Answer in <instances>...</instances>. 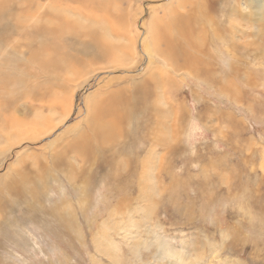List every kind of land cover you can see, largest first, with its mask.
<instances>
[{
    "label": "rangeland",
    "instance_id": "rangeland-1",
    "mask_svg": "<svg viewBox=\"0 0 264 264\" xmlns=\"http://www.w3.org/2000/svg\"><path fill=\"white\" fill-rule=\"evenodd\" d=\"M0 1V12L11 14L22 7L20 10L39 20L48 17L50 4V8L59 6L69 12L75 7L71 0ZM114 1L107 0L116 11L108 10L112 17L105 24L122 41L129 39L133 43L128 46L130 58L121 67L112 69L105 63L109 57H101L104 62L79 54L77 58L82 62L84 59L86 66V80L80 69L78 87L74 88L60 77L43 73L41 63L22 62L31 74L28 83L3 91L6 102L0 108V127L5 125L9 132L13 119L6 117L10 113L15 115L14 120L34 126L28 133H16L19 138L32 139L20 144H15L17 136L2 132L0 137L5 141L1 148L7 152L5 158H0V177L18 155H28L36 165L45 163L44 173L27 167L24 173L13 169L15 175L43 177L46 187L40 194L31 187L36 195L31 201L28 190L13 198L0 184V264H161L165 260L161 246L177 252H183V248L187 254L198 251L200 255L205 250L199 264H264V174L258 169L264 164V14L252 16L259 18V24L246 37L243 28L236 31L229 18L236 4L240 10L247 8L245 0H202L203 6L197 8L206 18L194 20L196 26L187 38L193 41L187 48L199 46L197 57H166L171 54L164 46L168 37L158 38L163 43L147 50H160V56L165 57L154 58L152 66L156 71H150L146 70L150 66L147 50L141 45L144 40L152 42L145 37L149 25L153 29L149 31L155 32L151 20L166 18L175 0ZM223 2L226 3L219 4ZM77 9L82 15L86 12L84 8ZM119 24L123 28L119 29ZM1 25L5 31V24L0 22ZM35 27L30 35V28L23 30L21 37L9 33L4 45L25 52L31 40L38 41L41 26ZM68 54L74 53L69 50ZM4 55L0 57V63L5 60L0 64V76L9 79L16 57ZM189 65L192 71L196 68V76L203 78L201 83L188 75ZM160 68L166 76L171 75V83L162 84V94L157 95L165 106L160 107L164 118L159 123L163 126L157 129L158 141L153 144L157 128L151 103L154 94L145 73H159ZM132 78L144 79L148 84L141 86L145 87L141 91V87L132 86ZM107 79L112 83L106 94L101 86ZM50 95L55 96L52 103ZM89 97L99 98L95 105L102 103L109 109L111 99H122L116 109L123 115L122 121L116 118L119 125L112 124L111 128L120 139L117 144L94 146L90 153H81L71 147L72 137L79 132L90 136L85 120L94 100L88 102ZM111 111H106L105 121L114 117ZM41 121L45 123H38ZM72 166L82 169L75 170L73 173L78 175L69 178L68 168ZM144 212L153 213L151 222H142L149 220ZM102 222L112 230L96 241ZM116 224L119 225L114 228ZM108 243L116 244L117 250L110 249ZM211 245L217 246L214 251Z\"/></svg>",
    "mask_w": 264,
    "mask_h": 264
},
{
    "label": "bare ground",
    "instance_id": "bare-ground-1",
    "mask_svg": "<svg viewBox=\"0 0 264 264\" xmlns=\"http://www.w3.org/2000/svg\"><path fill=\"white\" fill-rule=\"evenodd\" d=\"M71 1H72L71 3H73V6H75L74 8H72V9H74L72 12L64 10L65 8L60 9L59 6H58L59 9L56 7L50 8L51 4L49 5L48 9L46 6L45 9H47V11H48V13H47L48 17L46 19H43V20H39L38 19L39 17L37 18V16H35V15L34 16L27 15L26 12L24 13V11L20 10L22 7L16 11V9H15L16 6H15L14 7L15 12L11 13V14H9V12L7 14V12H5L4 10H2L3 12H0V22H3L5 24L4 25L5 31L0 28L1 29L0 30V45H2V48H3V49L0 48V51L3 53V54H0V57H5L4 53L13 56V58L16 57L13 61V67H11V71H10L11 77L9 79H7V77H5V76H0V108H2V107L4 108L3 103L6 102L3 100V91L7 87H11V86L18 87V88L19 87H25L29 81V78L31 77V74L29 75L26 72L24 65H22V62L28 63L29 61L35 60L38 63H41L43 65V67H42L43 73L51 74L55 77H60V78H62L61 81H65V83L66 82L72 83V85H73L72 87L77 88L78 87L77 81L80 79V77H79V70L80 69L83 70V73H84L83 76L84 77L83 76L82 77L85 78L84 81L86 80L85 71H84V69L86 70V66L84 64V59L82 62L79 58H77L78 57L77 55L80 54V55L85 56L87 58L92 57L98 61L103 60V58H101V57H109L110 58L109 60H107L106 62H105V60H103V61L105 63H107L112 69H117V68L121 67L123 65V63L130 58L127 55V53L129 52L128 46H133V43H131V41H129V39L122 41L120 38L115 36L114 32H110V29L105 24L107 22V18L110 19L112 17L108 13V10L114 8V7L112 8V6H111L113 4L108 5L107 0H103V1H99V0H88L87 1L86 0L87 2H85L83 0V3L79 2L80 0L79 1L71 0ZM245 1L247 2V4L245 2L246 6L248 5L247 8H245V9L242 8L240 10L236 4L235 7L231 9L229 18H230V20H232L233 23L232 22L231 23L234 24L233 26H235L236 31H237V29H239L238 27H240V28L242 27L245 34H246V37H249L251 29L257 27L259 24V18L257 20H255L252 18V16L256 13L264 14V1L263 0H262V2L259 0H245ZM174 3H175V6L173 5L172 10H171V6H170L171 3L167 5L168 7L170 6V8L168 9L169 11L167 12L166 18L158 17V18H154L151 20V24H155L154 30L158 34H154L155 32L153 33V31H149V30H153L152 27L149 25L147 32L145 34V37H147V40H148V38H150V40L152 42L151 43L148 41L145 42V40H144V42L141 45V49L147 50L151 47H159V44L161 45V43H163V42H161V43H160V41L158 42V38L163 39L165 37H168L165 39L167 41H166V43H164V46H166L167 49L171 50V52H170L171 54L166 55V57H169V55L171 57H181L178 55H183L184 57H197L196 55H198V50H199L198 47L199 46L198 47L197 46L192 47L191 49L187 48V46L193 45L192 39L189 41L187 38L189 36H191L190 31L196 26V24L194 23V20H204L206 18L200 12V10L197 8L200 5L203 6V1L202 0H179V1L175 0ZM224 3H226V2L219 3V4H224ZM47 4H49V2ZM102 4H103V7H102ZM104 4H106V5H104ZM218 6L220 7V5H218ZM222 6L223 5H221V7ZM246 6L244 5V7H246ZM9 7H11V6H9ZM1 8H3V7H1ZM1 8H0V10H1ZM5 8H7V7H5ZM77 8H84L86 11L85 13H83L84 15L79 13ZM75 9H77V10H75ZM114 10H115V8H114ZM114 10H113V12H112V10L110 12L113 14L116 11V10L115 11ZM29 11H27V12H29ZM47 11L45 10L44 12L46 13ZM246 11H249L251 15L248 16ZM118 14H119V12H118ZM238 15H239V17H238ZM118 16L120 17V15H118ZM197 17H198V19H197ZM108 21H111V19ZM120 21H122V20H120ZM34 22L38 23L35 26H37V25L41 26V29L38 33V41L31 40L30 41V48L26 49L25 52L24 51L20 52V50H19V52L18 51L16 52V51L11 49L10 45L9 46L4 45L6 43L8 37H9L8 36L9 33H12V34H10L11 36L13 35V33H15L21 37L20 33L24 34V32H22V31L26 30L27 28H30L31 31L30 30H29L30 32L28 31L29 35H30V33L32 31H35V28H36L34 26ZM41 23H42V25H41ZM157 23H159V24L157 25ZM43 24H44V26H43ZM162 24H164V25H162ZM118 26H119V29H121L122 25L119 24ZM0 27H3V26L1 25ZM242 28L240 30H242ZM126 29H128V27H126ZM25 34H26V32H25ZM172 34L175 37H173ZM195 34H196V32H195ZM240 34H242V33H240ZM127 36H128V34H127ZM31 37H32V35H31ZM31 37H29V38H31ZM143 39H145V38H143ZM19 40H18V43H19ZM12 41L14 42L15 39H13ZM156 43H158V45ZM199 43H201V42H199ZM194 45H195V43H194ZM28 46H29V44H28ZM87 47H90V49ZM69 50L72 51L74 54H71L69 56V54H68ZM231 51H229V52H231ZM209 54H208V57H209ZM156 57H165V56L164 55L160 56V50L157 51L156 53L153 52V49L151 50V52L149 50H147V58H148L150 66L146 70L156 71L152 66V61ZM210 57H212V56L210 55ZM87 58H85V59L87 60ZM97 58H99V59H97ZM164 59L167 60L166 58H164ZM4 62H5V60L4 61L1 60L0 64H2ZM10 63H11V61H10ZM18 63H21V65H18ZM90 65H93V64L90 63ZM165 65H167L166 68L167 67L171 68V66L169 64H165ZM126 66L127 65H125V68H127ZM190 66L191 65H189V69H191ZM105 68L108 69L109 67H105ZM189 69L188 70L186 69L188 75L190 77H192V79L197 80L198 83H201L203 81V78L198 77V75L196 76L195 73H198V72H195L196 68L194 71H192L193 68L191 70H189ZM98 70L100 71V69H98ZM159 71H160L159 73H155V74H153V72H151L149 74L147 72H146L147 74L145 73V76L148 79L146 81L149 84L147 82H145L144 79H135V78L130 79L133 82V84H132L133 87L140 88L141 86L148 84L152 88V89L149 88L148 90L151 89L153 94H154L153 98H151V100H152L151 103H153L152 108L155 111L154 114L156 116V125H157V128H155L154 137L152 139L153 144H157V141H158L159 130H157V129H161V126H163V125H161V123H159V119L164 118V113L160 111V107L165 106V104L162 102V99L160 98L161 96L159 97L157 95L162 94V90H161L162 84L167 85V84L171 83V75L166 76V72L164 70H162V68H160ZM178 71L181 72V69L179 68ZM107 80L101 86V89L104 90L105 91L104 93H106V94L109 93V88H110L109 83H112L111 80H108V81ZM172 81H174V80H172ZM101 82H103V81H101ZM120 84H122V83H120ZM62 86H64V85H62ZM126 86H128V85H126ZM147 87H149V86H147ZM231 87H233V86H231ZM68 88H70V87H68ZM143 88H145V87H143ZM143 88L141 87L140 90L142 91ZM124 89H126V88H124ZM164 90H165V88H164ZM70 92H72V90ZM56 93H57V91H56ZM62 93H63V89H62ZM7 94H8V92H7ZM57 94H59V93H57ZM40 95H42V94H40ZM51 95H50L51 99H49L50 100L49 102H51L52 97H55V96H51ZM100 96H102V95H100ZM105 97H107V95ZM43 98H41V99H43ZM124 98H126V96ZM102 99H101V101H103ZM126 99H128V98H126ZM44 100H46V99H44ZM121 100L122 99H117L113 102L111 99L110 100L111 105H110V109H109V108L105 107L102 103H101V105H95V103L97 101H100L99 98L89 97L88 102L93 101V103L90 104V106H89L90 109H88L89 103L87 104L88 110H87V115H86L85 121L89 125L90 136H84L83 135L84 133L82 134L79 132L76 136L72 137L73 143H72L71 147L75 146V148H76L75 150H79V151H81V153L84 150L85 151L87 150V152L90 153L93 150L94 146H97V148H98V147L109 146L111 144H117L119 142L120 137L117 134V132L116 133L112 132L111 128L113 127L112 124L119 125L118 120L122 121L120 119H121V117H123V115L121 113H119L118 111H116L117 106L119 107L121 105ZM49 102L47 101L46 103H49ZM53 102H55V101H53ZM145 102H147V100ZM46 103H44V105ZM107 103H109V102H107ZM149 103H150V101H149ZM143 104L145 106V103H143ZM166 104H167V102H166ZM47 106H49V105H47ZM58 106H60V105H58ZM49 107H51V106H49ZM127 107H128V105H127ZM121 109H123V108H121ZM107 110H112L113 113L115 112V115H113L114 117H111L108 121H105L104 116H106ZM123 111L125 113L124 109H123ZM8 112H9V110H8ZM113 113H111V114H113ZM181 113H183V112H181ZM88 115H91V116H88ZM14 116L15 115L13 113H10L8 117H6V115L4 117L8 118L9 120H12V119L14 120V119H16V118H14ZM13 120H12V124H10L11 127L9 129V132L7 131L8 127L6 128V126L3 124L1 125L0 135L2 134L3 131H6L9 136H17L16 133L23 134L24 130H26V133H28V131H29L28 129L32 128L31 125L34 126V124L30 125V123L33 122V119H31L32 121L29 120L30 123L26 122V124H29L31 127L22 124L21 121H16V120L13 121ZM27 120L28 119H26V121ZM4 121H6V120L4 119ZM34 122H36V121H34ZM42 122L43 121L38 122V123H42ZM44 123L45 122H43L41 125H43ZM149 123H151V122L149 121ZM38 125L39 124H37L35 126H38ZM144 127H146V126H144ZM147 129H144V130L146 131ZM207 129H209V128H207ZM178 133H179V131H178ZM29 137L27 139L24 136H22L21 138H19L17 136L18 140H17V142H15V144H20L24 140H32ZM145 139H147V138H145ZM4 141L5 140L2 137H0V158H5L6 152H7V151H3L1 148V146L4 145L3 144ZM70 141L71 140L69 139V143H70ZM66 146H67V143H66ZM69 147H68V149H69ZM74 155H75V153H74ZM82 156L83 155H81V157ZM262 158H264V156ZM14 161H15L14 164L11 163L9 165V168L6 169L5 174H3L0 177V184L4 186L6 194H8L9 196H12L13 198L19 197L21 195V193L23 192V190H28V194H29L31 201L35 200L36 195H35V193H33V191L31 192V187H34L36 189V191H37L36 194H40L42 190H43L42 192H44V188L46 187V179L43 177H40V176L39 177L37 176L38 178H35V179H33V178L30 179L27 176V174H22V175L16 176L13 169H15L16 172L24 173L26 168L29 167L33 170H36V172L38 174H41L42 172L44 173V169L46 168L45 163L39 162L36 165L34 162L29 160L28 155L27 156L18 155V157ZM68 169H69V178H73L74 177L73 175H78V173H73V172L75 170H77L79 172V170L82 169V167L79 169L75 166H72V167H69ZM258 169L260 170L261 173L264 174V164L259 165ZM12 177H16L17 179H13ZM16 187L20 188V189H18L17 195L14 194V190ZM44 196L47 198L48 193L45 194ZM22 202H24V201H22ZM17 203H19V201ZM19 205H21V204H19ZM63 207H64V203H63ZM138 211H140V208L138 209ZM144 214L147 217H149V220L148 221H142V222L143 223L151 222L152 220H150V218L153 216V213L150 212V214H149L148 212H144ZM119 215H121V213H119ZM120 224H121V222H120ZM118 225L119 224H116L114 226V228H117ZM111 230H112V228L110 226H108L105 222H102L98 232L96 233V237H95L96 241H100V239L102 237L106 236ZM128 244H133V242L129 241ZM219 244H221V242H219ZM108 246L110 247V249H114V250H117V248H118L117 245L114 243H108ZM216 247H215V245H211V250L214 251L216 249ZM160 249L163 252V255L165 258V260L161 264H199V262L202 260V258H201L202 253L201 252H205V250L204 251L202 250L200 252V255H199L198 251H195V252L192 251V253L187 254L183 248H181V250H183V252H177V251H174V250L169 249V248H166L164 250L163 246H161Z\"/></svg>",
    "mask_w": 264,
    "mask_h": 264
}]
</instances>
